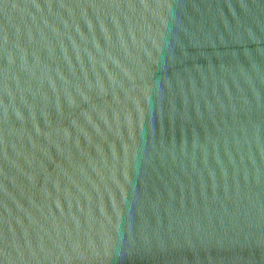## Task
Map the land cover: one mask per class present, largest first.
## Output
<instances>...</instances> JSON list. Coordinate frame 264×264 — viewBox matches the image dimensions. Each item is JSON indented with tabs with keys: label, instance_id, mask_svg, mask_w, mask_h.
<instances>
[{
	"label": "water",
	"instance_id": "95a60500",
	"mask_svg": "<svg viewBox=\"0 0 264 264\" xmlns=\"http://www.w3.org/2000/svg\"><path fill=\"white\" fill-rule=\"evenodd\" d=\"M0 264H264V0H0Z\"/></svg>",
	"mask_w": 264,
	"mask_h": 264
}]
</instances>
